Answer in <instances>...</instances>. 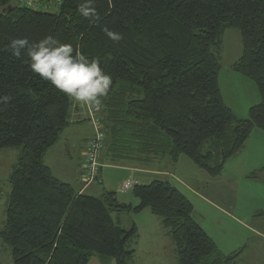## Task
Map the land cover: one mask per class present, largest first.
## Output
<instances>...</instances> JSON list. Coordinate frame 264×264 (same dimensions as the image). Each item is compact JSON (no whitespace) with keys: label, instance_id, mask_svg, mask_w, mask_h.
Returning <instances> with one entry per match:
<instances>
[{"label":"trees","instance_id":"1","mask_svg":"<svg viewBox=\"0 0 264 264\" xmlns=\"http://www.w3.org/2000/svg\"><path fill=\"white\" fill-rule=\"evenodd\" d=\"M48 2L33 9L25 0H0V96L13 97L0 105V150L21 148L0 231L12 264H89L94 254L130 264L135 251L127 246L138 230L116 225L111 212L145 209L168 230L178 264H230L236 254L219 251L195 221L193 203L170 183L135 186L134 207L115 193L104 200L80 194L56 178L44 156L70 125L73 101L35 76L27 58L3 49L12 38L51 34L100 61L113 78L99 111L109 164L151 165L160 158L177 164L186 157L217 177L254 130L264 132V0H96V25L75 11V0L54 2L57 13L46 10ZM104 26L123 39L109 40ZM226 29L240 31L243 42L232 69L256 84L261 99L248 119L225 104L219 84L215 50ZM258 173L264 168L252 176Z\"/></svg>","mask_w":264,"mask_h":264},{"label":"rangeland","instance_id":"2","mask_svg":"<svg viewBox=\"0 0 264 264\" xmlns=\"http://www.w3.org/2000/svg\"><path fill=\"white\" fill-rule=\"evenodd\" d=\"M57 9L58 7L53 3L47 11L57 13ZM221 41L219 49L217 48L215 52L222 66L219 72V84L225 104L232 109L237 118L248 119L250 109L259 104L261 99L256 84L232 69V66L243 54L241 33L236 29H226ZM84 107L89 114V108ZM64 139V136H61V142L64 143ZM70 139L74 140H71L70 144L75 145L76 139ZM247 144V149H243L230 161L232 163L225 167L226 173L223 177H212L186 157H181L177 164L172 163L168 158L156 159L151 165L133 164L131 166L149 173H130L132 177L130 179H137L144 185L159 180L170 183L179 189L193 203L195 221L215 241L219 251L227 258L236 254L230 264H264V241L258 235L245 230L235 220L227 218L213 209L210 204L215 200V196L217 198L232 196L233 199H236L237 209L235 211L231 207L229 209L231 213H236L240 218L244 214L255 220L253 224H250L254 228L264 223V219L255 215L256 211H259L257 209L260 205L264 204V173H258L255 176L257 178L252 176L253 173L259 171L262 167L261 164L264 163L261 152L264 139L255 138L254 133ZM20 153L21 148L0 150V231L6 220L8 201L12 191L10 176L17 165ZM259 156L262 158L258 160ZM103 162L102 166L108 163L107 161ZM106 168L102 167L97 176L101 180L103 174L101 171L103 170L102 179L104 182L93 185L88 194L104 200L103 195L115 193L116 199L120 203H132L130 202L132 191L121 193L123 181L126 179L124 170L117 171ZM231 171L232 175H230ZM247 174L250 179H245L247 176L244 175ZM120 181H122L121 186ZM187 185H190L191 189ZM94 190L96 191L94 192ZM193 194L199 195L203 200ZM139 204V200H136L133 206L137 207ZM111 216L114 223L126 231L131 230L133 226H136L138 230L137 238L127 246L128 250L135 251L134 259L130 264H178L175 246L168 230L163 227L161 219L153 215L150 209H145L140 213L112 211ZM0 264H12L11 250L1 240ZM89 264H117V262L113 258L94 254L90 258Z\"/></svg>","mask_w":264,"mask_h":264},{"label":"clouds","instance_id":"3","mask_svg":"<svg viewBox=\"0 0 264 264\" xmlns=\"http://www.w3.org/2000/svg\"><path fill=\"white\" fill-rule=\"evenodd\" d=\"M95 2L75 0V11L91 25L101 20ZM102 31L113 42L123 39L120 32L107 26ZM3 50L10 52L16 60L27 58V66L35 76L68 99L94 111L103 108V101L110 94L113 78L103 70L100 61L90 58L79 46L61 42L51 34L37 41H30L27 36L12 38ZM12 99L10 95H2L0 105H7Z\"/></svg>","mask_w":264,"mask_h":264},{"label":"crops","instance_id":"4","mask_svg":"<svg viewBox=\"0 0 264 264\" xmlns=\"http://www.w3.org/2000/svg\"><path fill=\"white\" fill-rule=\"evenodd\" d=\"M87 110L85 109L84 105L78 104L73 101V107L71 109V118H70V125L61 133L60 139L58 143L53 146L51 149H49L45 156H44V162L45 164L51 169L53 175L58 178L59 180L70 184L72 187H74L75 190H77L80 194L89 195L88 193L91 192L90 189L95 184H100L103 181V170L101 171L103 174L101 175V180L99 179L97 183L91 184L86 186L84 182L81 179L82 171H83V165H84V159L86 156L87 148L86 144L89 140L94 138L95 136V129L93 127V124L90 122L89 114H87ZM255 133V138H263L264 139V132L260 130H254L252 134ZM61 136H64V143L61 142ZM252 136V135H251ZM74 138L76 139L75 145H71L70 141ZM74 141V140H73ZM61 143V144H60ZM74 144V143H73ZM248 144L246 143L245 147L243 149H247ZM242 149V150H243ZM241 152V151H240ZM262 157L264 158V145L262 147ZM239 154V153H238ZM237 154V155H238ZM261 156L257 157L259 160L262 158ZM234 158V157H233ZM232 158V159H233ZM230 159L225 167L227 165H230L229 163H232ZM107 167L106 169L111 170H117V171H123L126 174V179H124L123 184L129 180L131 177L130 173L135 172H148V171H140V169L136 168L135 166L127 165V164H103L102 167ZM262 167L260 169L264 168V163L261 164ZM224 167V169H225ZM223 169L221 175L222 176L226 173ZM259 169V170H260ZM227 171V170H226ZM106 173V172H105ZM149 173V172H148ZM244 174V172H243ZM230 175H232V171L230 172ZM128 176V177H127ZM218 176V177H219ZM245 179H250L247 175ZM264 177V176H263ZM231 178V177H230ZM233 179V178H231ZM264 179V178H263ZM137 180V179H136ZM120 181V186L121 182ZM140 182V181H139ZM141 184V183H140ZM123 186V185H122ZM189 188L191 187L190 185ZM191 189V188H190ZM96 190H94L95 192ZM193 193V192H192ZM199 199H202V197H199L197 194H193ZM93 196V195H91ZM215 200L212 201L210 204L213 209L220 212L227 218H231L235 220L237 223H239L245 230L249 231L252 234L258 235L263 241H264V223L262 225H259V227H253V221L250 217H247V215L242 214V218L238 217L236 213H231L229 209L232 207V209H237L236 199H233L232 196L228 197H214ZM135 199L133 198L132 203L129 205L135 204ZM263 204V202H261ZM127 204V203H124ZM258 212L256 216L259 215V218L264 219V204L260 205ZM194 213H195V207H194ZM250 220V221H249Z\"/></svg>","mask_w":264,"mask_h":264},{"label":"built area","instance_id":"5","mask_svg":"<svg viewBox=\"0 0 264 264\" xmlns=\"http://www.w3.org/2000/svg\"><path fill=\"white\" fill-rule=\"evenodd\" d=\"M48 4L51 7V3L59 4L61 0H47ZM27 6L33 9H40L41 5L39 0H25ZM49 7V8H50ZM47 8V7H44ZM48 8V9H49ZM47 10V9H46ZM89 119L93 124L95 129V136L91 140H89L86 144L87 152H86V162L83 165V171L81 179L86 186L97 183V176L102 167V162L100 160L102 151L104 150L105 140H106V131L104 129L103 124L99 120V111H94L89 108ZM140 182L136 179L127 180L122 187L121 193H127L132 191L135 186L139 185Z\"/></svg>","mask_w":264,"mask_h":264},{"label":"water","instance_id":"6","mask_svg":"<svg viewBox=\"0 0 264 264\" xmlns=\"http://www.w3.org/2000/svg\"><path fill=\"white\" fill-rule=\"evenodd\" d=\"M104 156H105V149L102 151V154H101V157H100V160H101V162L103 161V159H104ZM133 198H134V196H133V195H131L130 202H132V201H133Z\"/></svg>","mask_w":264,"mask_h":264}]
</instances>
